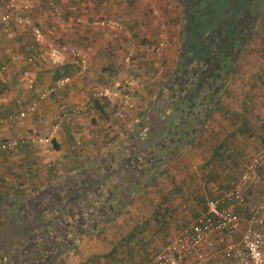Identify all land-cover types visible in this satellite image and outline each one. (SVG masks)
Wrapping results in <instances>:
<instances>
[{"label": "crops", "instance_id": "1", "mask_svg": "<svg viewBox=\"0 0 264 264\" xmlns=\"http://www.w3.org/2000/svg\"><path fill=\"white\" fill-rule=\"evenodd\" d=\"M8 1L0 0V33L2 31L1 17ZM147 3H152V6L160 11L162 10L163 13L167 10L166 5H163L161 0H34L35 11L31 13V17L35 24L42 29L47 39L58 45H76L86 52L90 69L82 76L76 74L71 59L68 60L65 67L53 65L48 59L47 50L35 41L29 29L13 27L2 35L0 40V144L11 139L28 136H49L53 131L58 115L66 111L71 112L80 109L83 106L89 110L94 105L95 109L90 111V113L93 112L94 122L95 120L97 123L104 121L106 127L100 124L90 126L89 120L83 118L85 113L83 111L84 113L71 115L62 123L60 129L54 135V146L49 147V149H53L50 153L49 150L45 151L44 148L29 145L13 151L0 150V200L7 201L9 198L12 200L17 197L29 196L41 188H46L57 177L66 172H75L88 166L107 149L129 137V132L141 120L144 115L143 112L147 109V107L145 109L143 107L147 105L148 100L144 103L143 100L148 96L153 97V90L158 89L156 86L153 87V83L157 84V78L161 80L160 73L162 70L156 72V69H153L150 71L151 74L153 73L152 75L146 73L148 76L146 79L151 81V84H148L150 87L146 84L145 88L136 95L135 110L127 111L126 121L117 120V122L115 120L119 125L115 126L116 131H112L109 126H111L113 119L109 117V112L106 109V105H110V103L95 98V93L102 90V88H99L100 81L108 80L107 76H110V80L116 76V69L109 71L113 66V61L127 57V53L124 52L126 45L122 39V37L125 38L124 35H127V33L123 34L116 28L92 27L91 23L95 21L117 22L125 28V31L131 32L130 34L136 39L144 38L145 41H143L146 43L154 42L158 39L157 29ZM22 4L23 0H18L16 11L18 15H24L21 10ZM260 8H264V2L256 9L259 10ZM256 24L258 25V23ZM255 32V37H257L256 50H253L255 56L253 55L251 60L254 64L253 69L256 71L252 72L253 74L251 73L252 79L250 83L246 82L245 89H236V107L229 109L227 104L222 102L221 143L219 145H208L207 142V147L202 146L204 150H200V148L188 150L181 154L176 161L180 162L186 154H197L198 149L202 151L201 154L204 156L195 159L191 163L192 167H188L190 170L185 171L188 175L187 185L178 184L176 187V190L179 191V197L189 200V206L192 205L194 200L204 198L200 200L203 210L195 213L193 219L185 226L191 224L204 212L206 202L209 199H219L223 191L238 185L242 176L239 179L234 172L240 171L241 168L243 172L246 171L251 160L264 149V144L259 141L260 139L264 140V130L254 127L258 131L254 132V129L250 131V127L254 126V121L251 120L252 113L264 108V93L259 96L257 101L251 102V99L258 97L255 92L264 88V25H261V27L256 26ZM146 57L147 59L151 58V60L156 59L155 56L151 55ZM30 59L35 61L31 62ZM235 61H242V55ZM243 65L242 62L238 63L239 70L243 68ZM151 68L150 65L149 69ZM66 76H73V82L70 85L48 99L39 101L42 90L47 89L58 79ZM31 80L36 82L34 90L29 89ZM144 90L146 92H143ZM17 99L22 100V106L17 104ZM222 101L224 100L222 99ZM34 103H38L37 112L34 115H30L26 119H9L10 116L18 114L20 110ZM110 120L111 122H109ZM230 121H235L236 126H230ZM262 125L264 126V123ZM47 129L50 130L49 135L44 133ZM202 138L203 141L209 139L206 135ZM233 139L242 141V145L238 144L235 147L230 144L228 147V141ZM255 142L257 143L254 148H259V150L252 154L251 149ZM197 145L196 142L194 147ZM204 151L207 153H204ZM209 152L211 153L208 154ZM251 154L253 155L252 158L248 163H245ZM217 158L222 159V177L214 174L216 167L213 168V164ZM198 168L203 174H199ZM219 170L221 172V169ZM262 174L264 178V167ZM198 177L209 179L208 185L213 187H206V181L203 184V189H200L201 182L197 180ZM212 178L215 180H212ZM223 178L227 181H223ZM217 180L222 182V185L219 186L224 185L222 188H216ZM257 185L252 184L246 187V197L249 195L250 190L256 188ZM184 188L187 189L186 192H183ZM219 189L221 190L216 194ZM206 197L207 199H205ZM248 198L249 196L247 201ZM149 201L145 200V203L149 204ZM0 206L3 210V205L0 204ZM247 206H245L246 209ZM225 208L239 213L238 208L240 207L225 205ZM6 216L11 215L1 211L0 221ZM154 216V212L149 216L144 213H137L130 220L131 215L124 213L113 222V225L123 219L127 220V223L132 222L127 231L121 232L122 237H128L130 233L138 232L136 230L137 225H142L146 221L149 224L153 218L155 220ZM248 217L246 219L242 218L247 220ZM121 224H124V222ZM110 225L112 226V224L107 225L108 228L111 227ZM173 225L175 226V223ZM98 232L96 235H98ZM176 235L175 233L173 238ZM93 236L91 235V237ZM173 238L164 244L163 249L169 245ZM14 248L16 249L14 253L13 249L11 251V264H39V261H42L41 256L38 257L40 260L37 259V256L41 255L40 249L32 251V254L28 252L26 256H20L16 253H20L22 250L19 251L18 245H15ZM66 255L65 253L60 256L59 260Z\"/></svg>", "mask_w": 264, "mask_h": 264}, {"label": "trees", "instance_id": "2", "mask_svg": "<svg viewBox=\"0 0 264 264\" xmlns=\"http://www.w3.org/2000/svg\"><path fill=\"white\" fill-rule=\"evenodd\" d=\"M181 1L188 9L190 22L196 26L191 34L194 37L188 38V47L191 49H188L186 53L189 54V51L196 53L193 61L199 64V68L195 69L193 74H184L183 80L175 84L179 90V95L176 96L180 99L174 98V101L164 111L157 107L155 115L151 117L150 121L154 124L159 118L162 120L167 118L162 123V127L168 128V133L146 151H142L145 144L134 141H128L122 145L116 144L109 157V160L112 159L111 164L107 161L102 162L103 164L97 163L91 169L81 170L77 175L69 177L60 186L39 191L33 196L17 197L12 200L9 198L7 201L0 202L3 205L2 209L11 215L0 221V226L1 222H5L3 225L6 226V223L10 224V221L16 218L20 223L15 234H11L15 236L14 241L19 244V249H23L20 253H16L17 255L26 256L28 252L32 254V251L40 249L41 255L37 256V259L41 256L42 261H39V264H57L59 257L67 254L81 237L98 232L126 213V207H129L138 196L146 193L155 183L158 169L173 161L176 150H181L185 145L194 144L196 136L203 128L202 123L208 121L215 110L213 107L216 103L215 99L221 92V89L217 87L220 72L222 70V72L229 73L235 60L240 57L244 48V40L250 32V24L253 23L252 13L264 1ZM224 2L228 6L227 13L223 17L220 10L224 7ZM209 18L212 22L211 25L206 26L207 33L210 34V39L214 37L215 40L210 49L207 45L200 43L205 30L199 32V25ZM211 26L212 28L217 26L216 31L215 29L210 30ZM199 43L202 46L200 49L196 48ZM206 50L209 52L207 57L204 56ZM185 57L188 59L187 55ZM186 84L190 87L185 86ZM150 121L143 127L145 131L153 128V123ZM32 201L36 202V206L34 202L31 204ZM64 202L76 212L62 218L63 210L66 208ZM22 203L26 204L24 210L20 208ZM45 203L49 204L51 211L45 210L48 208ZM154 213L158 222L161 216L160 209L157 208ZM152 221L150 220L149 224L146 221L142 225H137L138 232L130 233L127 239H123L122 244L119 245L123 250H119V246H114L100 257L101 261L117 264L121 260H126L132 263L136 257L134 253L140 252L141 256L146 252L145 247L149 245V241L139 238V242L135 244L131 252L125 243L131 244L138 233L146 232L151 227ZM34 224L36 225L34 236L25 240L27 234L24 230L28 227L32 228ZM51 224H53V229H45ZM157 228L166 230L164 223L160 222ZM0 237H3L1 233ZM136 248L141 250H136ZM12 249L13 247L7 250V254L5 252L9 258H11ZM98 258V255H95L89 261L97 264L98 261L100 262Z\"/></svg>", "mask_w": 264, "mask_h": 264}, {"label": "rangeland", "instance_id": "3", "mask_svg": "<svg viewBox=\"0 0 264 264\" xmlns=\"http://www.w3.org/2000/svg\"><path fill=\"white\" fill-rule=\"evenodd\" d=\"M163 5H166L165 8L167 9L165 13L163 11L158 10L154 6H152V3H147V6L151 12V15H153L155 24H156V29H157V37L158 39L154 42L151 43H146L144 42V38H139L136 39L132 34L129 33V31L126 30L127 35H124L125 38L122 37L123 42L126 45L125 51L127 54V57L125 59H117L113 61V66H111V70L109 71H114L115 69L117 70V74L115 77H112L110 80V76L108 77V80L105 79L106 81H100L99 88L102 89H109V88H115L117 85H124L126 83H133L134 85V90H135V99L136 95L139 94L146 86V84H151L150 80H147V72L151 74L150 71L153 69H156V72L161 71L160 77L161 80L157 78V84L153 83V87H158L157 90L154 91L153 97L149 99L150 97L148 96L143 100V103L148 100L147 105H144V109L147 107L146 111L143 112V117L141 120L135 125L132 131L129 132V137L127 139H123L118 143V145H122L123 143H126L128 141H134L139 144H145L148 147H143L142 151H146L152 147L153 144L158 143L165 135L168 133V128L164 129L162 127V123H164L167 118L163 119L159 118L155 124L151 120V117L154 116L155 110L157 107H159L161 110L164 111V109H167L170 106V103L174 101V98L178 99L176 95H179V90L178 86L176 87L175 84H179L181 80H183L184 74H193L195 72V69L199 68V64H197L195 61H193L194 55L196 56V53L189 51V54L186 53L188 52V49H191L188 43V38L193 35L192 31L195 29V25L190 22L189 19V14H188V9L186 5L181 0H161ZM224 7H222V10L220 12L222 13V16L226 14L227 6L228 4L224 2ZM155 5V4H154ZM217 10V9H216ZM157 13V14H156ZM207 13V11H206ZM31 15V14H30ZM171 15V16H170ZM171 17V18H170ZM224 17V16H223ZM170 18V19H169ZM221 18V15H220ZM167 19V20H165ZM223 20V18H222ZM221 20V21H222ZM252 20L253 23L250 24V32L249 35L246 37V40H244V48L242 52V61H235V63L232 65L231 71L229 73L221 70L220 72V79L217 82V87L221 89V92H219V95L217 96V99H215V104H214V112L212 113V116L208 121L203 122V128L200 129L198 135L195 138V143L192 145H185L181 150H176V156L173 159L172 162L167 163L163 165L160 169H158L157 174L158 177L155 180V183L150 186V188L146 191V193L142 194L140 197L138 196L132 204H130L129 207H126V213L131 215L130 220H132V216H134L137 213H144L149 216V214H152L154 212V209L158 208L160 209L161 216L159 217L160 220L157 222V220H153L151 223V227L144 233H138L137 237L131 241V244L125 243V246L132 251V249L135 247V244L139 242V238H144V240L149 241V245L145 247L146 252H144L140 256V252L134 253L136 256L135 259L133 260L132 263L126 261V260H121L117 264H143L146 263V261L150 262L151 259L154 258V256L162 251L164 244L171 238H173L174 234L178 233L180 229L185 227L187 223H189L195 213L200 212L203 210L201 207L200 200L204 198H199L198 200H194L192 205L189 206V200L181 199L178 194V189L176 190V187L178 184L180 185H187V178L188 175H186L185 171H189L190 168L192 167L191 163L194 162L195 159H199V157H204L201 152L198 149L197 154H191V155H184V157L181 159L180 162H176L178 158L180 157L181 154L185 153L188 150H194V148H200V150H204V147H207V142L208 145H213L221 143L222 138V102L226 103L229 109H233L235 106V93L236 89H245L246 82L250 83L252 79V72L256 71L253 69V63H252V56L255 54L253 53V50H256V39L255 37V31H256V26L261 27V25H264V8L255 9L254 12L252 13ZM211 20L206 19V21H203L199 25V32H203L205 30V34L203 38H201V44L207 45V47L210 49L211 45L215 43L214 37L210 39V34L207 33V27L211 25ZM258 23V25L256 24ZM213 26V25H212ZM210 28V30L216 31V27ZM194 32V31H193ZM125 34V33H123ZM194 37V36H193ZM192 37V38H193ZM144 40V41H143ZM195 41V40H194ZM163 42L164 45L161 47L160 43ZM200 43L196 45V48L200 49L202 46H200ZM128 48V49H127ZM128 50V51H127ZM130 53V54H129ZM209 52L206 50L204 56L207 57ZM155 56L156 59L151 60V58L147 59L146 56ZM188 56V59L185 56ZM128 59V60H127ZM185 59V60H184ZM243 63V68L239 70L238 63ZM193 63V64H192ZM151 65V69H149ZM147 66V67H146ZM145 69V70H144ZM120 71V72H119ZM252 73V74H251ZM254 79V77H253ZM185 86H189V84H186ZM148 87H150L148 85ZM98 89V88H96ZM256 90V89H255ZM178 91V92H177ZM143 92H146L144 90ZM177 93V94H176ZM264 93V88L261 89V91H256L255 95L258 96L255 99H251L252 101H257L259 96ZM180 99V98H179ZM222 99L224 101H222ZM179 101V100H177ZM135 102V101H134ZM110 105H106V109L109 112V117H112L113 122L111 126H109V129L112 131H116L115 126L119 125L117 123L119 121L125 120L124 119H119L117 118L116 114L118 111H120V104L118 102H109ZM224 106V105H223ZM88 110H85V113L83 115V118H86L89 120L90 126H94L95 124H100L103 125V127H106L104 121L101 123H97L96 120L94 122L93 118V112L90 113L91 110L95 109L94 105L91 106ZM115 113H114V110ZM119 108V109H117ZM225 109V107H224ZM223 109V111H224ZM135 109L131 110L134 111ZM138 111V110H137ZM172 111V110H171ZM115 118V119H114ZM117 122H116V121ZM252 121H254V126L250 127L251 129H254V127H257L261 130L263 129L262 123H264V108L259 109L256 112L252 113ZM153 123L152 126L153 128L149 131H145L143 128L148 124V122ZM111 122V120L109 121ZM231 123L229 124L230 126L235 127L236 122L230 121ZM205 124V125H204ZM167 127V126H166ZM254 129L255 131H258ZM49 129V128H48ZM46 130L44 132L45 134L50 133V130ZM101 130V128L99 127ZM147 135V136H146ZM204 135H206L209 139L204 140L203 138ZM145 136V137H143ZM149 137L150 140L146 141ZM134 138V139H133ZM135 138H137L135 140ZM264 144V140L260 139ZM258 141V142H259ZM196 142L198 145L196 147L195 144ZM147 143V144H146ZM257 142L253 143L251 153H256L258 152L259 148H254V145ZM232 144L233 146H237L238 144L242 145V141H237V139H233L231 141H228V147ZM53 143L49 147L52 146ZM205 145L203 148L202 146ZM49 147L44 148V150H49V153L53 151V149H49ZM249 149V148H248ZM43 151V150H41ZM113 146L109 149H107L105 152H103L96 161L94 160L92 163H90L88 166L78 170V171H71L69 173H65L61 175L60 177H57L50 185H48L46 188H41L35 193L30 194L29 196L35 195L39 191H45L46 189L55 187V186H60L61 183H65L69 177L77 175L79 171H86L91 169L93 166H96L97 163L101 164L104 161H107L108 164L112 163V159L109 160V157L111 156L113 152ZM253 151V152H252ZM48 153V152H47ZM204 153H207L204 151ZM203 153V154H204ZM209 152L208 154H210ZM249 155L246 162L248 163L250 159L252 158L253 155ZM221 160V161H219ZM244 160V161H245ZM178 163V164H174ZM103 164V163H102ZM174 165V166H173ZM207 166V165H206ZM215 168L216 172L214 173L215 175H218V177L223 176V171H222V159H215L213 168ZM242 167V166H241ZM221 169V172H219ZM199 174H203V172L200 171V168H198ZM184 171V172H183ZM186 171V172H187ZM219 172V174H218ZM245 172V171H244ZM242 171V168L240 171L234 172L235 175L240 177L244 174ZM189 173V172H188ZM184 174V176H183ZM199 176V175H197ZM198 177L197 180L201 182L199 188L203 189V184L206 182L207 186L212 188L213 186L208 185L209 179H201ZM214 178H212L213 180ZM215 180V179H214ZM226 180L223 178V181ZM218 181V180H217ZM227 181V180H226ZM216 184V182H215ZM222 185V182L218 181V184L216 185V188L218 189L219 186ZM198 188V189H199ZM215 188V189H216ZM221 189L216 191V194L219 193ZM187 189H183V192H186ZM85 193H83L84 195ZM77 195V194H75ZM249 198H248V206L247 209L246 207H240L238 208V212L242 215L244 219H246L247 216H249V213L251 210L258 204H260L264 200V178L263 181L254 187L253 189L250 190L249 192ZM247 196V197H248ZM78 198V196H77ZM151 199V200H150ZM207 199V197L205 198ZM145 200L149 201V204L145 203ZM1 202H4L6 200H0ZM34 201L31 202L33 204ZM36 206V202H34ZM65 205V202L63 203ZM20 208L24 210V206L26 205L25 203L21 204ZM45 205H47L45 203ZM66 208L63 210V215L62 218H64L66 215H72L73 213L76 212V210L72 209V207L68 204L65 205ZM64 206V207H65ZM3 207V206H2ZM47 209L51 211V207H49V204L47 205ZM5 211L1 210L0 207V212ZM22 213V212H21ZM25 213V212H24ZM7 217V216H6ZM16 217V216H12ZM14 221V222H13ZM11 220L10 224L6 223V226L3 225L5 222H1L0 226V233L2 234V238L0 237V264H11L10 258L6 255L7 250L10 249V246H13V252L16 250L14 247L15 245H19L17 241H14V235L16 228L20 227L19 221L16 220ZM127 220H119L116 224L108 228H102L99 230L98 235L96 233L86 235L80 238V240L74 244L72 249L67 253L64 258H60L61 260L57 261V264H94L93 261H89V259L95 255H98V261L97 264H109L108 261H101L100 257L104 255L106 252H108L110 249H112L113 246H119L122 244L123 239H127V236L122 237L123 235L121 232L127 231L131 227V223L126 222ZM54 222V221H53ZM124 222V224H121ZM164 223V227L166 228L165 231L157 228L158 223ZM144 223V222H143ZM175 223V226L173 225ZM56 224V223H55ZM53 224L49 227H45V229L50 230L53 229L52 227ZM36 225L28 227L24 231L27 234V237L25 240H27L29 237L34 236L33 232ZM120 232V233H119ZM120 234V235H119ZM91 235H94L91 237ZM120 236V237H119ZM38 237V236H36ZM119 237V238H118ZM19 243H23V241H19ZM20 244V245H21ZM23 250V249H19ZM119 250H123L122 247L119 246ZM136 250H141L136 248ZM6 252V254H5ZM112 262V261H110ZM147 262V263H148ZM146 263V264H147Z\"/></svg>", "mask_w": 264, "mask_h": 264}, {"label": "built area", "instance_id": "4", "mask_svg": "<svg viewBox=\"0 0 264 264\" xmlns=\"http://www.w3.org/2000/svg\"><path fill=\"white\" fill-rule=\"evenodd\" d=\"M18 0H9L5 4L1 17L2 35L13 27L29 29L35 41L48 52L49 61L56 67H65L71 59L76 74L82 76L90 69V62L86 52L76 45H58L50 42L42 29L35 24L31 13L35 11L34 0H23L21 10L24 15L16 13ZM157 14V13H156ZM92 27L116 28L126 34L125 28L113 21H95ZM163 42L160 43L162 47ZM31 62L35 61L30 59ZM73 82V76L58 79L52 86L42 90L39 101H44ZM35 80L29 83V89L34 90ZM95 98L105 102H118L121 110L116 116L124 119L127 111L135 107V90L133 83L117 85L115 88L102 89L95 93ZM17 104L22 106L21 99ZM38 103H34L20 110L18 114L9 117L26 119L37 112ZM83 106L74 111H66L58 115L53 131L49 136H28L11 139L0 144V150L13 151L22 146L49 147L53 143L54 135L62 123L71 115H78L87 110ZM264 149L249 163L240 183L222 192L219 199H209L204 212L191 224L182 228L162 251L148 264H264V200L254 207L247 220L242 216L225 208L227 206L245 207L247 197L246 187L263 181ZM245 223V224H244ZM243 227V228H242Z\"/></svg>", "mask_w": 264, "mask_h": 264}]
</instances>
